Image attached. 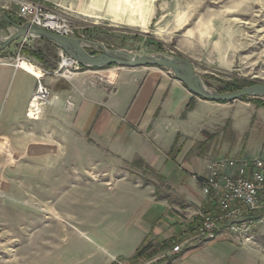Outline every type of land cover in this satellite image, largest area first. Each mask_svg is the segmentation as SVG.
I'll return each mask as SVG.
<instances>
[{"label": "crops", "instance_id": "0c3cea01", "mask_svg": "<svg viewBox=\"0 0 264 264\" xmlns=\"http://www.w3.org/2000/svg\"><path fill=\"white\" fill-rule=\"evenodd\" d=\"M33 1L58 5L92 25L118 15L108 0ZM7 14L14 22L5 20L17 25V8ZM139 23L134 20L126 25L140 27ZM32 64L41 73L45 71L39 62ZM107 72L115 78L110 93L75 77L43 76L52 100L39 119H30L26 114L38 77L19 62L0 60V188L12 184L14 171L26 172V177L36 171L38 185H44L39 174L46 167L45 155L75 156L76 134L81 132L90 153L95 146L108 163L116 160L124 166L122 176L112 181L104 196L107 210L100 220V234L108 255L129 259L146 243L158 246L183 240L199 224L200 212L217 209L216 201L202 191L207 166L220 158L252 160L264 154V144L257 149V144L241 147L246 137L264 142V107L231 108L195 98L188 111L194 96L163 68L114 66ZM69 98L75 103L73 110L66 109ZM137 160L145 165L138 170H152L162 177L164 193L156 191L157 180L145 182L136 169L126 168ZM63 161V169L74 171L75 178L76 163L69 158ZM51 169L55 171L56 166ZM257 230L264 233V226ZM261 246L241 249L221 240L180 253L170 246L166 255L173 259L170 264H264Z\"/></svg>", "mask_w": 264, "mask_h": 264}, {"label": "rangeland", "instance_id": "374dc122", "mask_svg": "<svg viewBox=\"0 0 264 264\" xmlns=\"http://www.w3.org/2000/svg\"><path fill=\"white\" fill-rule=\"evenodd\" d=\"M108 2L110 7H117L119 17H104L98 20V25H92L90 20L81 22L67 11L71 15L75 35H80L77 37L100 43L108 49H122L139 56H183L193 63L206 88L214 92H231L223 90L232 87L233 83L244 87L264 83V0ZM15 8L11 6L9 10ZM9 10L0 7V41L15 31L5 20H13L7 14ZM134 20H139L142 26L126 25ZM20 44L21 39L6 49L0 55V60L8 59L22 65L26 61L18 60L20 54L21 58L30 63L39 62L35 57L22 52ZM25 47L29 50L42 49L53 62L55 50L40 39L30 41ZM98 50L100 48L96 46L88 47L90 53H97ZM58 56L55 69H46L39 62L47 72L44 76L68 78L69 71L76 80L78 78L87 84L91 82L109 93L114 90V75L107 70L118 65L106 67L101 72L82 68L67 69L62 66L64 62L61 55ZM86 74L89 77L85 80ZM253 98L264 100L261 95ZM218 104L247 110L258 107L251 101L241 100ZM248 141L246 137L241 147L249 149L255 146L254 149H257L264 144L253 139ZM76 142L75 156L45 155L46 167L39 174L40 179L44 178V185H38L36 171L29 172L27 176L30 179L26 177V172L14 171L12 184L1 186L0 264H166L170 259L166 251L180 241L173 240L174 243L170 242L164 250L150 251L149 258L147 256L134 261L108 255L100 234V220L107 210L104 196L107 188L111 190L112 181L122 176L124 166L117 164L116 160L113 164L108 163L107 156H102L95 146H92L93 152L90 153L79 131ZM64 158L76 163L75 178L74 171L63 169ZM53 165L56 166L55 171L51 169ZM126 168H130V171L136 169L145 177V182L149 178L157 180V192L166 191L156 172L138 170L134 164ZM260 226L254 229L253 240L250 242L227 235L214 242L228 241L241 249L262 245L264 254V233H257ZM214 242L206 245L212 246Z\"/></svg>", "mask_w": 264, "mask_h": 264}, {"label": "built area", "instance_id": "2783aa9c", "mask_svg": "<svg viewBox=\"0 0 264 264\" xmlns=\"http://www.w3.org/2000/svg\"><path fill=\"white\" fill-rule=\"evenodd\" d=\"M11 6L17 8V16L22 24L29 22L60 35L76 36L71 15L58 5L48 6L33 0H0L2 9L9 10ZM30 38L33 37L21 39V48L29 43ZM60 55L62 61L67 60L63 51H60ZM18 60L26 61L36 68L28 60L21 58L20 54ZM71 68L78 70L82 67L72 64ZM45 73L47 72L36 75L37 89L26 114L30 119H39L44 108L52 100L51 89L41 80ZM74 108L75 103L69 98L66 101V109ZM207 171L202 191L205 196L216 201L217 209L214 212L199 213V224L179 244H174V253H180L184 248L214 242L224 235L250 242L253 240L254 229L264 225V154L252 160H212L207 166Z\"/></svg>", "mask_w": 264, "mask_h": 264}, {"label": "water", "instance_id": "95a60500", "mask_svg": "<svg viewBox=\"0 0 264 264\" xmlns=\"http://www.w3.org/2000/svg\"><path fill=\"white\" fill-rule=\"evenodd\" d=\"M15 31L0 41V55L12 44L25 37L45 39L55 43L67 55V60L92 70H101L112 65L121 67H158L169 71L181 81L189 92L206 101L230 103L244 97L264 96V83H256L231 92H214L206 88L193 63L183 56H139L122 49H108L100 43L76 36H64L29 22L14 25ZM89 46L99 47L97 53H90ZM63 66V65H62Z\"/></svg>", "mask_w": 264, "mask_h": 264}, {"label": "trees", "instance_id": "16d2710c", "mask_svg": "<svg viewBox=\"0 0 264 264\" xmlns=\"http://www.w3.org/2000/svg\"><path fill=\"white\" fill-rule=\"evenodd\" d=\"M19 25H21L22 23L21 22H18ZM41 42H44L47 46H49L50 48H53V50H55V54L53 55V62L51 60H49V56H47L45 54V52L42 50V49H32V50H29L27 47H23L22 49V52L24 53H28L29 55L35 57L42 65L45 66L46 69H55L56 68V65L58 63V60H59V56H58V50H59V47L53 43V42H50L48 40H45V39H40ZM57 51V52H56ZM82 69L86 70L88 68H85V67H82ZM252 84V83H250ZM232 87L229 86L228 89L226 90H223V91H233V90H239L241 88H243L244 86H242L241 84H237V83H233L231 85ZM196 97V96H195ZM254 97V96H253ZM253 97H244L242 99H240L241 101H251L253 102L255 105H257L258 107H264V100H260V99H257V98H253ZM194 107V99L192 98L188 104H187V107H186V110H191L192 108ZM180 140V136L177 137V140H176V146H174V148L172 149V153L175 152V149L177 147V143L179 142ZM132 164H134L135 167L137 168H142L144 167V163L140 160H137L135 162H133ZM152 171V170H150ZM156 176L158 177L159 180H163L162 177L156 173ZM173 241H171L172 243ZM170 245V243L168 242H163L161 244H159L158 246H154L152 243H146L144 244L143 246H141L137 251L136 253L134 254V256L131 258L132 261L136 260V259H139V258H142V257H147L148 258L151 256L149 255L152 251L153 252H156V251H161V250H164L165 248H167L168 246ZM151 251V252H150ZM172 258H170L166 264H170L172 262Z\"/></svg>", "mask_w": 264, "mask_h": 264}, {"label": "bare ground", "instance_id": "6f19581e", "mask_svg": "<svg viewBox=\"0 0 264 264\" xmlns=\"http://www.w3.org/2000/svg\"><path fill=\"white\" fill-rule=\"evenodd\" d=\"M63 67H66L67 69H70L72 67V63L69 61V60H64L63 61ZM24 68H26L27 70H29L30 72L32 73H35L36 75H39L41 72L39 70H37L36 68H34L31 64L27 63V62H23L22 65ZM67 73H69L70 77H72L73 75L70 74L69 71H67ZM22 205H26L25 203L23 202H20ZM45 209V208H44ZM49 214V213H48Z\"/></svg>", "mask_w": 264, "mask_h": 264}]
</instances>
